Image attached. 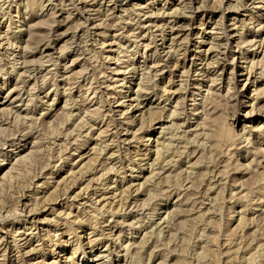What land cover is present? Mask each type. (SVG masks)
<instances>
[{"label": "rangeland", "instance_id": "obj_1", "mask_svg": "<svg viewBox=\"0 0 264 264\" xmlns=\"http://www.w3.org/2000/svg\"><path fill=\"white\" fill-rule=\"evenodd\" d=\"M0 42V264H264V0H0Z\"/></svg>", "mask_w": 264, "mask_h": 264}, {"label": "bare ground", "instance_id": "obj_2", "mask_svg": "<svg viewBox=\"0 0 264 264\" xmlns=\"http://www.w3.org/2000/svg\"><path fill=\"white\" fill-rule=\"evenodd\" d=\"M134 27V26H133ZM1 43V42H0ZM264 50V49H263ZM118 51V50H117ZM32 61V60H31ZM11 69V68H10ZM142 74V73H141ZM263 75H264V73H263ZM243 76V75H242ZM250 78H248L247 76H245L244 78H243V81H244V83H243V85L245 84V83H247L248 82V80H249ZM103 85V84H102ZM144 87V86H143ZM153 87V86H152ZM228 87V86H227ZM227 89V88H226ZM140 94V93H139ZM138 94V95H139ZM134 95V94H133ZM135 95H136V93H135ZM259 95V94H258ZM133 100H135L134 98H132ZM228 101V100H227ZM138 103V102H137ZM132 104V103H131ZM130 104V105H131ZM138 105V104H137ZM139 106V105H138ZM4 108V107H3ZM123 113V112H122ZM79 126V125H78ZM173 127V126H172ZM66 145V144H65ZM169 147V146H168ZM101 149V148H100ZM103 151V150H102ZM25 156V155H24ZM58 156V155H57ZM22 157V156H21ZM26 157H27V155H26ZM161 157H163V156H161ZM171 157V156H170ZM163 158H165V157H163ZM163 158H161V159H163ZM22 159H23V157H22ZM158 159V158H157ZM21 160V159H20ZM122 160V159H121ZM211 160V159H210ZM163 161V160H162ZM21 162H23V160H21ZM197 162V161H196ZM209 162V161H208ZM20 165H22V164H20ZM13 169V168H12ZM10 172V171H9ZM83 172V171H82ZM16 173V172H15ZM261 175V174H260ZM259 175V176H260ZM3 176H6V175H4L3 174ZM2 176V177H3ZM8 177V176H7ZM5 178V177H4ZM8 178H10V177H8ZM33 178V177H32ZM263 178V177H262ZM6 180H8V179H6ZM243 186V185H242ZM176 188V187H175ZM2 189V188H1ZM165 190V189H164ZM150 194V193H149ZM62 213V212H61ZM33 214V213H32ZM241 216V215H240ZM252 220V219H251ZM160 232V231H159ZM199 238V237H198ZM141 240V239H140ZM129 249V248H128ZM27 253H29V252H27ZM54 262V261H53ZM244 262V261H243Z\"/></svg>", "mask_w": 264, "mask_h": 264}]
</instances>
